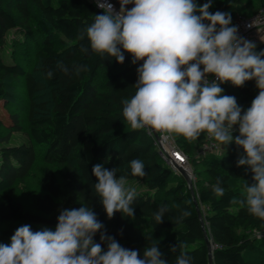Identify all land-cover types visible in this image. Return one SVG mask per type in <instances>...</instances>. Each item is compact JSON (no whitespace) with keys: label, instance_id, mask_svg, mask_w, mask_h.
I'll list each match as a JSON object with an SVG mask.
<instances>
[{"label":"trees","instance_id":"1","mask_svg":"<svg viewBox=\"0 0 264 264\" xmlns=\"http://www.w3.org/2000/svg\"><path fill=\"white\" fill-rule=\"evenodd\" d=\"M207 2L195 0L198 7ZM263 6L264 0H212L209 12L230 13L234 25L239 15L252 16ZM35 7L48 26L39 32L20 24V19L31 18ZM99 14L103 10L88 0H57L56 3L0 0V51L11 47L8 59L0 53V98L13 96L7 89V76L24 77L30 98V135L34 144L44 149L41 194L37 197L38 210L34 212L26 209L11 192H2L1 187L3 183L12 185L28 175L38 160V150L34 144L25 142L0 147V225L8 221L17 223L18 227L30 225L34 232L45 227L54 231L61 210L86 206L103 224L102 231L122 247L138 250L140 258L145 248L156 241L168 264H175L181 251L191 255L194 264H210L205 230L186 179L163 162L152 136L145 130H133L130 126L122 129L128 125L123 117L122 101L135 93L137 65L126 52L123 64L107 55L100 57L91 51L86 37L78 39ZM17 15L22 17L19 21ZM15 31L17 34L11 35ZM56 40L65 44V48H57ZM254 50L257 53L264 50V41ZM33 57L37 58L38 76L35 70L26 68ZM57 62H62L69 72L60 70ZM83 65L89 71L76 74L75 68ZM48 71L53 72L51 78L47 76ZM220 87L222 95L234 96L243 110L251 106L259 92L255 80L245 82L242 87L230 82ZM39 94H49V97L41 101ZM7 115L10 125L4 123L3 115L0 123L10 131L21 130L19 114L9 111ZM237 135L238 129L233 131V136ZM175 137L190 156L191 166H202L200 172L192 166L197 176L194 191L212 240L214 264H264V235L254 234L264 228V221L249 214L246 205L233 203L244 199L245 183H253L251 170L247 166L237 167L243 149L231 143L222 146L221 156L209 153L199 158L197 151L207 140L206 134L194 141ZM0 141L6 143L8 137L2 136ZM137 158L145 164L143 178L131 176L129 162ZM96 164L107 169L117 168V176L138 179L147 185L149 192L137 193L132 205L134 218L120 212L112 219L107 217L94 189L98 181L92 168ZM217 180L225 189L222 197L213 192ZM163 205L170 211L162 223L156 224L152 214ZM184 209L190 215L176 219ZM14 232L5 231L8 243ZM94 241L107 250V244L100 241V232ZM175 245L177 250L172 252Z\"/></svg>","mask_w":264,"mask_h":264},{"label":"clouds","instance_id":"2","mask_svg":"<svg viewBox=\"0 0 264 264\" xmlns=\"http://www.w3.org/2000/svg\"><path fill=\"white\" fill-rule=\"evenodd\" d=\"M96 2L103 14L96 15L78 39L86 37L92 52L120 64L125 52L133 64L143 61L137 68L134 95L122 101L123 117L131 129L189 141L206 134L224 147L235 143L243 149L237 167L247 166L253 183H245L244 199L233 203L246 205L249 214L264 221V50L257 53L253 42L238 36L230 13H210L212 0L199 7L195 0H119L118 12L110 3ZM57 67L69 72L62 62ZM82 71H89L88 66L75 68L76 74ZM47 76L51 78L53 72ZM209 76L215 79L210 81ZM250 80H255L259 92L246 110L234 96L222 95L221 84L242 87ZM236 126L239 135L234 137ZM129 163L131 176L146 175L141 159ZM117 171L94 165L95 192L109 219L117 212L134 218L137 190ZM220 185L217 180L213 186L218 197L225 194ZM169 211L167 205L160 206L152 214L155 223H162ZM189 215L184 209L176 219ZM103 227L89 207L63 209L54 231L45 227L34 232L27 224L18 227L10 245L0 244V264H168L158 242L147 246L140 258L138 250L122 247ZM97 232L107 250L94 241ZM176 250L177 245L171 248ZM175 264L194 262L181 251Z\"/></svg>","mask_w":264,"mask_h":264},{"label":"rangeland","instance_id":"3","mask_svg":"<svg viewBox=\"0 0 264 264\" xmlns=\"http://www.w3.org/2000/svg\"><path fill=\"white\" fill-rule=\"evenodd\" d=\"M53 3H56L57 0H51ZM17 14V12H16ZM18 21L19 18H22L20 15H17ZM20 24L25 27H30L33 32H39L43 28L47 29V24L44 22L42 13L38 8H34L31 13V18L26 21L24 19H20ZM17 32L11 33V35H16ZM42 35H44L42 33ZM10 37V36H9ZM10 42V39H9ZM57 48L63 49L65 48V44L61 43L59 40H56ZM9 45V44H8ZM11 47L6 46L4 50L0 51V53L5 57L9 58ZM37 66V58L33 57L31 61H29L28 65H26L27 69L35 70V74L38 76V71H36ZM7 89L12 93V97L10 98H0V117L3 115L2 120L6 125H10V122L7 120L8 112L18 113L21 118L22 129L19 131H10L4 124L0 123V138L2 136L8 137V141L1 142L0 147L5 144H19V143H32L33 139L30 135L29 125H28V113L30 106V98L26 89V82L24 77H14L12 75L7 76L6 78ZM18 95V96H17ZM49 94H39V100H47ZM8 99V101H6ZM6 116V117H5ZM129 127V125H124L122 129ZM35 148L38 150V160L36 161L34 167L30 171V173L19 180H16L14 184L9 185L7 183L2 184V192H11L19 201L23 203L26 209L36 212L37 209V197L41 194V189L39 186V182L42 178V168L44 166V162L42 160L43 154V146L34 144ZM223 148V147H222ZM221 148V152H219V156H221L224 152V149ZM193 166V165H192ZM196 172H200L202 170V166L197 164L193 166ZM178 171V170H177ZM179 173V171H178ZM129 185L136 188L137 193L141 192H149V188L147 185L138 179H128ZM196 182L193 181V187H195ZM18 228L17 223L13 222H4L0 225V244H8L5 235V231L9 230L14 232ZM264 234H259L258 236H263Z\"/></svg>","mask_w":264,"mask_h":264},{"label":"built area","instance_id":"4","mask_svg":"<svg viewBox=\"0 0 264 264\" xmlns=\"http://www.w3.org/2000/svg\"><path fill=\"white\" fill-rule=\"evenodd\" d=\"M88 1L94 3L97 6L96 0ZM101 2L112 4L115 11L117 12L120 9L119 0H101ZM127 7L131 8L132 5H128ZM234 26L238 27L239 37H243L253 42L256 46L262 43L264 41V6L252 16L239 15L237 21L234 23ZM142 63L143 61L136 63L137 67L141 66ZM214 79L215 77L209 76L210 81ZM236 129H238V126L234 128V130ZM151 136L153 138V144L158 150L163 162L170 166L177 173L178 169L174 163L181 165L188 171L195 183L197 176L190 164V156L180 147L176 137L172 135L165 139L162 137V134L157 132H153ZM221 148V145L207 137V140L199 147L197 151V157H205L209 153H219L221 152ZM261 233L264 234V228L254 232L256 235Z\"/></svg>","mask_w":264,"mask_h":264},{"label":"water","instance_id":"5","mask_svg":"<svg viewBox=\"0 0 264 264\" xmlns=\"http://www.w3.org/2000/svg\"><path fill=\"white\" fill-rule=\"evenodd\" d=\"M176 168L178 169L179 173L186 179L190 189H191V192H192V195H193V198H194V203L197 207V210H198V213H199V216L201 218V221H202V224H203V228L205 230V238H206V241H207V244H208V248H209V263L210 264H214V255H213V246H212V240L209 238L208 236V233L206 231V228H205V221H204V216L201 212V209H200V206H199V202H198V199L195 195V191H194V187H193V179L192 177L190 176V174L188 173V171L182 167L181 165H178L176 163H174Z\"/></svg>","mask_w":264,"mask_h":264}]
</instances>
